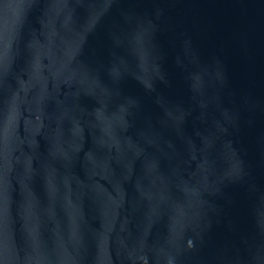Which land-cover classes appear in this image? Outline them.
<instances>
[{
	"label": "water",
	"instance_id": "water-1",
	"mask_svg": "<svg viewBox=\"0 0 264 264\" xmlns=\"http://www.w3.org/2000/svg\"><path fill=\"white\" fill-rule=\"evenodd\" d=\"M0 264H264V0H0Z\"/></svg>",
	"mask_w": 264,
	"mask_h": 264
}]
</instances>
